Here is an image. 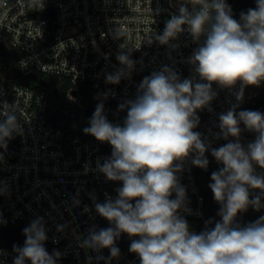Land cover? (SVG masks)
<instances>
[{"label":"built area","instance_id":"obj_1","mask_svg":"<svg viewBox=\"0 0 264 264\" xmlns=\"http://www.w3.org/2000/svg\"><path fill=\"white\" fill-rule=\"evenodd\" d=\"M178 7V0H0V107L16 105L23 128L22 134L13 133L18 142L14 159L8 152L10 139L6 149L0 148L2 201L15 225L28 226L37 217L43 218L48 237L44 247L49 254L61 253L57 264H109V249L97 253L80 245L92 226L106 228L107 220L96 213L94 203L104 202L106 196L115 198L122 182L109 181L96 171L97 161L103 164L111 156V145L83 136L79 130L89 126L104 93H110L104 100L107 119L122 126L127 112L119 111L118 105L135 98L144 77L164 66L181 79L193 74L187 61L203 36L194 41L185 26L169 45L155 40L167 20L178 15ZM116 29L124 35L115 38ZM121 51L130 53L136 62L134 70L118 84L106 83V74L121 67L116 59ZM212 87L218 94L211 102L212 111H198L200 123L195 131L218 148L228 142L216 138L219 114L237 103L234 93L240 85ZM261 90L245 87L237 112L245 110L247 100L259 96ZM57 111L62 114L59 125L52 120ZM65 114L71 121L63 128ZM240 127V140L246 146L255 133L243 124ZM205 155L207 170L193 166L189 159L177 174L192 212L182 215L196 233L204 230L205 221L215 220L220 207L208 185L212 172L222 165L210 150ZM253 210L250 207L239 214L238 221L246 224ZM121 238L126 239L116 243L120 255L110 264H140L139 257L129 251L131 239ZM16 255L13 248L0 247V264H13Z\"/></svg>","mask_w":264,"mask_h":264},{"label":"clouds","instance_id":"obj_2","mask_svg":"<svg viewBox=\"0 0 264 264\" xmlns=\"http://www.w3.org/2000/svg\"><path fill=\"white\" fill-rule=\"evenodd\" d=\"M178 3V15L167 20L155 40L169 45L185 26L194 41L203 36L187 61L193 74L181 79L164 66L144 77L135 98L118 105L119 111L127 112L122 126L107 119L104 100L110 93H104L89 126L83 128L84 134L111 145V156L103 164L98 160L96 171L122 186L115 198L106 196L104 202L94 203L96 213L110 226L98 230L92 226L80 246L97 253L109 249L110 264L120 255L116 241L126 234L131 239L129 251L139 257L140 264H264V215L247 224L238 221L239 214L250 207L264 209V113L236 110L245 87L264 83V0H255L256 7L241 12L239 20L226 0ZM123 35L116 29L115 38ZM116 59L121 67L106 74V83L118 84L134 70L136 62L130 53L121 51ZM237 83V103L219 114L216 138L228 142L213 148L195 131L200 123L198 111H212L211 102L218 95L213 84L232 89ZM18 111L16 105L0 107V148H7L13 133H23ZM241 124L255 133L246 146L240 140ZM209 150L222 165L212 172L208 185L220 205L216 213L220 219H208L204 230L196 233L182 215L192 212L177 174L189 159L193 166L207 170ZM23 234L24 245H14L13 264H57L61 253L49 254L44 247L48 237L42 217L26 226Z\"/></svg>","mask_w":264,"mask_h":264},{"label":"water","instance_id":"obj_3","mask_svg":"<svg viewBox=\"0 0 264 264\" xmlns=\"http://www.w3.org/2000/svg\"><path fill=\"white\" fill-rule=\"evenodd\" d=\"M61 112H55L52 116V120L56 125L58 124V119L61 116ZM67 117V121L65 125H60L63 128L67 127L71 121V116L65 114ZM83 121L85 118L82 119ZM79 133L83 136H87L84 134L83 129L79 130ZM9 144L12 147L10 149L9 155L12 159L15 158L17 150H18V142L17 137L12 135V138L9 140ZM2 180H3V173L0 169V247L4 248H13L15 246L22 247L24 245L26 237L23 234V229L26 227L24 224L15 225L10 221L9 212L5 208L3 201H2ZM212 215H214V211L211 210ZM215 220H219L218 216H214ZM126 234H122L121 236H125Z\"/></svg>","mask_w":264,"mask_h":264},{"label":"trees","instance_id":"obj_4","mask_svg":"<svg viewBox=\"0 0 264 264\" xmlns=\"http://www.w3.org/2000/svg\"><path fill=\"white\" fill-rule=\"evenodd\" d=\"M232 8L233 17L237 20L240 18L241 12H247L250 8H255V0H226ZM58 78H53V82H57ZM245 110L259 111L264 113V87H262L261 94L257 97H253L247 100L245 104ZM261 215H264V210H253L248 215L247 223L254 222ZM246 223V224H247Z\"/></svg>","mask_w":264,"mask_h":264},{"label":"rangeland","instance_id":"obj_5","mask_svg":"<svg viewBox=\"0 0 264 264\" xmlns=\"http://www.w3.org/2000/svg\"><path fill=\"white\" fill-rule=\"evenodd\" d=\"M258 87H264V83H261V85L258 86ZM254 139H255V138L248 139V140L246 141V145H247V143L253 141ZM257 171L260 172L261 170H260L259 168H257ZM109 226H110V225H109V222L107 221L106 228L109 227ZM125 239H126V238L118 239V240L116 241V243H120L121 240H125ZM127 243H129V240H128V239H127Z\"/></svg>","mask_w":264,"mask_h":264}]
</instances>
